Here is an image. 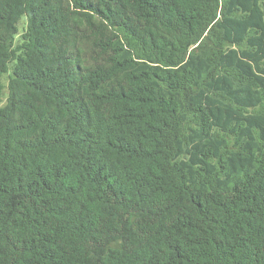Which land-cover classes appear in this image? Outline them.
Returning <instances> with one entry per match:
<instances>
[{
    "label": "trees",
    "instance_id": "obj_1",
    "mask_svg": "<svg viewBox=\"0 0 264 264\" xmlns=\"http://www.w3.org/2000/svg\"><path fill=\"white\" fill-rule=\"evenodd\" d=\"M3 75L0 264H264V0H0Z\"/></svg>",
    "mask_w": 264,
    "mask_h": 264
},
{
    "label": "rangeland",
    "instance_id": "obj_2",
    "mask_svg": "<svg viewBox=\"0 0 264 264\" xmlns=\"http://www.w3.org/2000/svg\"><path fill=\"white\" fill-rule=\"evenodd\" d=\"M25 27V20L21 19L18 25L19 29V34L22 32L23 28ZM17 39V38H16ZM2 84L5 86L4 89L2 90L0 94V108L3 107L6 104V99H7V75H3L1 78Z\"/></svg>",
    "mask_w": 264,
    "mask_h": 264
}]
</instances>
